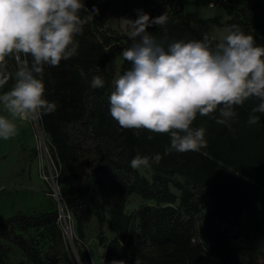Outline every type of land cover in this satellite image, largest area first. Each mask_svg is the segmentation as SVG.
Wrapping results in <instances>:
<instances>
[{
    "label": "trees",
    "instance_id": "obj_1",
    "mask_svg": "<svg viewBox=\"0 0 264 264\" xmlns=\"http://www.w3.org/2000/svg\"><path fill=\"white\" fill-rule=\"evenodd\" d=\"M103 3L99 0V14L76 38L77 55L58 67H44L45 98L55 102L57 109L37 114L49 137L52 159L59 164L60 194L75 220L78 237H83L81 225L92 217L106 225L113 237L106 241L104 264H198L203 253L214 255L217 264H264V114L255 113L261 117L259 123H248L259 101L253 97L236 106L231 128L198 115L192 126L205 128L207 142L198 152L165 155L168 135L122 128L110 116L105 92L111 86L116 57L131 41L102 30ZM84 4L89 10L94 6L90 0ZM217 5L228 17L225 26L238 24L246 34L254 35L258 45H264V17L255 0H217ZM87 14L80 13L82 17ZM155 14L168 17V42L199 40L212 27L222 25L214 17L191 22L180 0H159ZM148 31L158 38L164 35V29L157 26ZM130 67L122 59L120 74ZM93 75L104 79L103 88L90 87ZM13 83L10 79L0 92L10 90ZM137 151L162 156L159 164L148 167L149 180L130 166ZM169 186L179 190V195ZM131 194L153 204L126 214L124 206ZM206 201L208 208L202 213ZM56 217L53 210L2 220L0 264H61L55 249L42 252L25 237L30 229L54 227ZM1 241L15 246L24 259L7 260ZM77 255L81 264H89L80 247Z\"/></svg>",
    "mask_w": 264,
    "mask_h": 264
},
{
    "label": "clouds",
    "instance_id": "obj_2",
    "mask_svg": "<svg viewBox=\"0 0 264 264\" xmlns=\"http://www.w3.org/2000/svg\"><path fill=\"white\" fill-rule=\"evenodd\" d=\"M82 11L88 14L82 17ZM98 14L95 5L89 10L83 0H0V89L14 80L10 90L0 93V107L8 113L0 115V139L18 134L16 120L56 111L57 104L45 98L44 67H58L76 56V38ZM123 20L131 43L121 57L131 67L114 79L109 96V113L119 126L168 135L167 155L207 146L205 128L192 126L198 115L231 128L235 107L255 97L259 104L248 123L260 122L255 113L264 114V45L254 35L231 24L219 38L204 34L199 40L168 42L165 14L152 18L137 10L136 19ZM150 26L163 28L164 35H153ZM10 59L17 65L14 73ZM104 84L100 75L92 76L91 88ZM161 159L160 154L149 157L137 151L130 166L148 168Z\"/></svg>",
    "mask_w": 264,
    "mask_h": 264
},
{
    "label": "rangeland",
    "instance_id": "obj_3",
    "mask_svg": "<svg viewBox=\"0 0 264 264\" xmlns=\"http://www.w3.org/2000/svg\"><path fill=\"white\" fill-rule=\"evenodd\" d=\"M85 0H83L84 2ZM98 7L99 0H90ZM159 0H104L102 19L104 20L103 31L111 36H123L127 39L124 18L133 19L137 10L156 16L155 9ZM183 10L188 14L191 22L198 18L214 17L222 25L212 27L207 33L210 37L219 38L223 34L224 23L228 19L225 12L218 7L217 0H180ZM260 6V16L264 17V0H255ZM213 2L210 7L209 3ZM102 7L99 8L101 10ZM122 63L121 54L114 61V74L110 88L105 92L106 100L113 90V82L120 74ZM9 71L14 73L16 62L10 59L8 62ZM2 93V92H0ZM0 115L8 116L2 107ZM18 134L9 140L0 139V223L5 218L15 214L40 215L48 211L58 210V201L53 196L52 188L56 182L51 176L59 173V164L52 159V151L49 137L42 131L38 115L28 121L16 120ZM113 148L116 145H111ZM140 176L150 179L151 170L141 167L137 169ZM47 177V178H45ZM181 181V178L175 177ZM56 185L60 188L59 178ZM175 195L180 191L169 186ZM96 197L99 196L95 192ZM152 205L151 201L141 199L137 194H131L124 206L126 214H133L141 205ZM208 201L203 203L201 212L207 210ZM70 219H67L66 226L71 234V243L64 233L63 218H56L55 226L51 228L30 229L26 238L32 239L38 248L43 252L53 248L61 257V264H81L77 255V248L85 251L89 264H104L103 255L105 244L113 234L107 230L106 225H99L94 217L81 225L83 237H78L75 220L68 212ZM67 215V213H66ZM6 246L7 260L17 262L23 260L22 253L8 242L1 241ZM71 244V245H70ZM77 259L78 262L75 260ZM218 260L214 255L203 253L198 264H217Z\"/></svg>",
    "mask_w": 264,
    "mask_h": 264
},
{
    "label": "built area",
    "instance_id": "obj_4",
    "mask_svg": "<svg viewBox=\"0 0 264 264\" xmlns=\"http://www.w3.org/2000/svg\"><path fill=\"white\" fill-rule=\"evenodd\" d=\"M209 6L212 7L213 6V2H210ZM45 178H47V177H45ZM51 178H52V180L54 179L57 182L58 174L56 173V175L55 176H51ZM56 182H53L54 183V187L52 188L53 196L58 201V206H59L58 210H57V217L56 218H58V219H61V217L63 218L64 233L66 234V236L69 239V241H71V239H72L71 238V234L68 232V228L66 226L67 219H70V215L68 214L69 211L64 206V201H63V198H62V196L60 194V190H59V188L56 185ZM66 213H67V215H66Z\"/></svg>",
    "mask_w": 264,
    "mask_h": 264
},
{
    "label": "water",
    "instance_id": "obj_5",
    "mask_svg": "<svg viewBox=\"0 0 264 264\" xmlns=\"http://www.w3.org/2000/svg\"><path fill=\"white\" fill-rule=\"evenodd\" d=\"M70 243H71V241H70ZM71 245V244H70ZM77 262H78V260L77 259H75Z\"/></svg>",
    "mask_w": 264,
    "mask_h": 264
}]
</instances>
